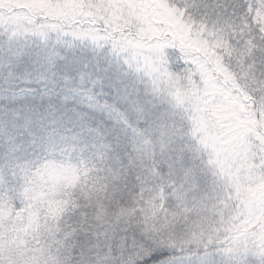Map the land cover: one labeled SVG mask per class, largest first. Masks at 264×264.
<instances>
[{
  "label": "snow or ice",
  "instance_id": "obj_1",
  "mask_svg": "<svg viewBox=\"0 0 264 264\" xmlns=\"http://www.w3.org/2000/svg\"><path fill=\"white\" fill-rule=\"evenodd\" d=\"M122 6L0 7V264H264V164L247 188L224 172L185 61L155 64ZM167 6L205 32L235 16L264 101V0Z\"/></svg>",
  "mask_w": 264,
  "mask_h": 264
},
{
  "label": "rangeland",
  "instance_id": "obj_2",
  "mask_svg": "<svg viewBox=\"0 0 264 264\" xmlns=\"http://www.w3.org/2000/svg\"><path fill=\"white\" fill-rule=\"evenodd\" d=\"M144 1L146 5H149L148 13L143 6L136 3V0H122L123 6L110 11L109 15L119 23L127 20L136 26L138 32H145L144 34H149V37L154 36L153 27H155L157 28L155 33L159 37L170 35L179 45H184L186 42L184 46L192 45L200 52L213 53V65L220 64L218 59L220 49H223L225 54L229 53V59L233 60V55L230 53V49L233 53V48L230 45L229 48H224L222 45V21L220 29L216 32L211 30L205 32L202 26L197 28L182 21L167 6L168 0ZM30 2L31 0H0V7L5 8L6 11L20 10ZM14 13L18 14L12 12V14ZM149 13L153 21L156 20L155 22L148 20ZM153 45L155 46L144 48L145 51L150 53V59L155 64L166 68L171 48L166 47V43L160 40L154 42ZM216 50L218 51L216 52ZM180 58L185 61V69L182 70V74L187 77L186 83L192 95L198 94L199 99L204 101L205 109L215 110V115L212 120L208 121V124L213 141L220 153V163L224 172L241 187L247 188L259 179V169L264 164V117L260 135H252L250 130L254 123L250 121L249 112L252 113L253 104L248 101L247 97L239 93L233 94L236 95L235 97L223 95L220 86L210 80L209 73L205 69V62L195 64L193 60ZM174 59L175 57H173ZM169 75L174 76L175 74L169 73ZM193 76L199 78V83L192 79ZM244 77H246L245 74H242L243 84L250 88V80ZM236 108L244 112V116H246L244 120L241 118L239 121L235 117Z\"/></svg>",
  "mask_w": 264,
  "mask_h": 264
},
{
  "label": "trees",
  "instance_id": "obj_3",
  "mask_svg": "<svg viewBox=\"0 0 264 264\" xmlns=\"http://www.w3.org/2000/svg\"><path fill=\"white\" fill-rule=\"evenodd\" d=\"M138 5H141L144 7L145 11L149 12V5L145 4L144 0H136ZM244 2V0H219V3L221 4H238ZM10 13L13 12V10L8 11ZM231 12V9H229V13ZM14 13L13 15H15ZM148 20L153 21V18L151 17V14L148 15ZM154 20L153 22H155ZM222 45L223 47L229 48V45L231 46L233 53H230L233 55V60L229 59V53L224 52V50L220 49V54L218 56V59L220 61V64L213 65L212 59H214L213 53H205L200 52L199 50H196L192 45L184 46L177 44L176 41H174L170 35H163V36H157L155 33V27L154 28V36L149 37V34H144L145 32H138L139 37L142 41L143 47H153L154 42H157L158 40L164 41L166 43V47L171 48V50L178 52L180 57H183L184 59L193 60L195 64L199 62H205L207 72L209 73L210 80L214 81L216 84H218L225 96L235 97L236 95H233L235 93H239L242 96H246L248 101L253 104L252 113L249 112V118L252 123H254V126L251 128L252 135L261 133V124H262V118L264 117V111H258V105L264 104V101L260 99L258 96L257 102L253 103L250 101L248 95L245 94L244 87L248 89L249 87L245 86L243 83V79L241 78L242 74H244L241 71V65L243 60L250 55L252 50V45L248 42L247 39H242L243 37V29L240 27V21L237 20L235 16H232L230 14H225L222 19ZM229 35L232 36L233 40L236 43H229ZM239 45V47H237ZM218 50H216L217 52ZM238 61V62H236ZM246 78V77H244ZM249 80L248 78H246ZM251 82V81H250ZM234 112V111H233ZM235 117L241 120L246 118L244 116V112L241 111V109L236 108V114H234ZM264 138V137H263Z\"/></svg>",
  "mask_w": 264,
  "mask_h": 264
}]
</instances>
